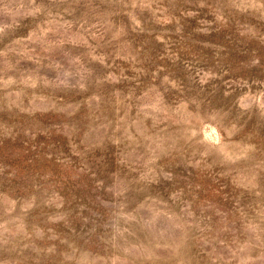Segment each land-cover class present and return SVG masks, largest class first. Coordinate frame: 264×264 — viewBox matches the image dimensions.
Listing matches in <instances>:
<instances>
[{"label": "rangeland", "instance_id": "rangeland-1", "mask_svg": "<svg viewBox=\"0 0 264 264\" xmlns=\"http://www.w3.org/2000/svg\"><path fill=\"white\" fill-rule=\"evenodd\" d=\"M0 264H264V0H0Z\"/></svg>", "mask_w": 264, "mask_h": 264}]
</instances>
